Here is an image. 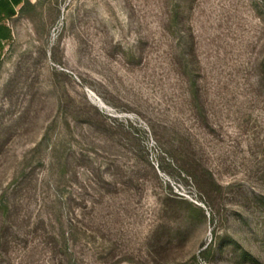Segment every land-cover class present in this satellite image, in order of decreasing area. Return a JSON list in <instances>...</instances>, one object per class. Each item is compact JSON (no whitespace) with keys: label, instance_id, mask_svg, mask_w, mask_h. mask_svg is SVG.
<instances>
[{"label":"rangeland","instance_id":"1","mask_svg":"<svg viewBox=\"0 0 264 264\" xmlns=\"http://www.w3.org/2000/svg\"><path fill=\"white\" fill-rule=\"evenodd\" d=\"M13 25L0 194L31 217L0 264H264V0H26Z\"/></svg>","mask_w":264,"mask_h":264},{"label":"trees","instance_id":"2","mask_svg":"<svg viewBox=\"0 0 264 264\" xmlns=\"http://www.w3.org/2000/svg\"><path fill=\"white\" fill-rule=\"evenodd\" d=\"M25 3H26V0L24 2V5H25ZM24 5L20 9V12L23 10ZM50 168L54 169V163H53V161L50 162ZM20 173L25 178V175H28L29 176L31 174V171H28L27 172V168L24 165L21 168ZM21 189L22 188H20V190ZM15 208L16 207L14 206V210H15ZM12 210H13V205H11L10 197L7 196L6 191H3L2 194H0V240H1L0 244H1L2 247L5 248L6 253L9 252V248H10L9 245H10V242H11L10 240H11V237H13V236H11L12 226L10 224V221L14 218V216H17V217L22 218V221L24 223H26V222L30 221V217H31L30 216L31 215V212H24V213H22V215H20L21 213L19 214L17 211H15V213L13 215L12 214ZM16 210H17V208H16ZM44 217H45L46 220L48 219L50 222H52V217H51L50 214H49V216H46V215L45 216H42V218H44ZM42 218L40 216L38 217V219H42ZM24 235H28V231H26ZM14 236H16V235H14ZM55 236L61 238L62 242H66V240H67L66 239V233L64 232L63 229H62L61 232L56 233ZM25 241H26V239H25ZM53 248H54L53 251H54L55 254L59 252L62 255H66V253H68V252H65L62 248L58 250L57 244L53 245L52 246V249ZM28 251H29V249L27 250V248H26V251H24V252L28 253ZM50 253H51V249H50ZM8 254H6L7 256H6V258H4L5 262L8 261V258H7L8 257ZM26 255L28 257H30V254H26ZM22 257L23 256H21V255L20 256H17L18 262L16 264H22L21 261L19 262V260H21Z\"/></svg>","mask_w":264,"mask_h":264},{"label":"crops","instance_id":"3","mask_svg":"<svg viewBox=\"0 0 264 264\" xmlns=\"http://www.w3.org/2000/svg\"><path fill=\"white\" fill-rule=\"evenodd\" d=\"M25 0H0V57L15 38L13 21Z\"/></svg>","mask_w":264,"mask_h":264}]
</instances>
